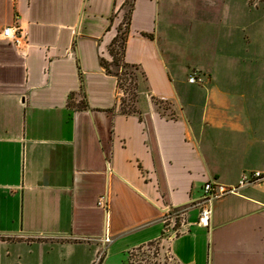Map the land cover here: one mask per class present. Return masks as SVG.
<instances>
[{"label":"crops","instance_id":"crops-1","mask_svg":"<svg viewBox=\"0 0 264 264\" xmlns=\"http://www.w3.org/2000/svg\"><path fill=\"white\" fill-rule=\"evenodd\" d=\"M128 1L0 0V33L26 34L0 38V264L150 242L170 264H264V187L216 201L208 227L194 206L209 180L264 172V0ZM126 12L123 56L148 83L129 116L101 64Z\"/></svg>","mask_w":264,"mask_h":264},{"label":"rangeland","instance_id":"rangeland-1","mask_svg":"<svg viewBox=\"0 0 264 264\" xmlns=\"http://www.w3.org/2000/svg\"><path fill=\"white\" fill-rule=\"evenodd\" d=\"M128 11V8H127ZM127 12L125 13V15ZM126 18L120 22L118 26V33H119V39L118 43L115 46V59L112 58L105 62L108 65L109 71L113 74H116L118 77V93H119V108L124 107L127 109H135L136 114H140V110L137 107L138 104H140V98L142 95H144L147 92L148 83L144 80L143 77L135 70V69H129L124 68V64L122 62V54L123 49L121 47L122 41L121 38H123V34L126 27ZM110 51V49H109ZM111 54V53H110ZM201 64V66H210L213 67L216 64H206V63H196ZM204 70H201L203 72ZM196 69H190L188 72H186L187 76L190 77H196L197 79H201V82H198L196 85H199L200 87L207 86L205 84V78H203L202 74L206 75V73H201ZM156 106L159 107V109L171 116L174 117L175 113L172 111V107L170 106L171 103L165 102L161 100H155ZM125 104V106H124ZM171 108V109H170ZM177 220V219H176ZM162 248L159 244H155L154 246L147 247L146 249L142 251H131L132 255H129V251L125 253H115L112 255L109 262L106 261V264H170L172 261L170 260V257L168 253L163 254ZM104 259V257H103ZM102 264V263H101Z\"/></svg>","mask_w":264,"mask_h":264},{"label":"built area","instance_id":"built-area-1","mask_svg":"<svg viewBox=\"0 0 264 264\" xmlns=\"http://www.w3.org/2000/svg\"><path fill=\"white\" fill-rule=\"evenodd\" d=\"M25 33L20 28V26L15 23L12 26H6L0 33V38L10 41L11 44L20 47L25 42ZM190 84H197L201 82V79H197L196 77H190L188 79ZM247 186H260L264 187V172L262 171H255V172H244L240 176L238 180L237 186L235 185H225L220 183L217 180H209L205 183L204 187L202 188L203 195L200 197L194 206L198 207L199 209V219L198 223L201 226L208 227L210 225V220H212L213 216V208L216 201H220L221 199L237 194L241 188ZM107 198L106 196H101L98 200V206L106 209L107 205ZM166 212L172 213V210H166ZM175 218H179L181 215L178 210L175 211L174 215ZM172 215L170 218L173 217ZM104 257V252L101 251L96 259L95 264H101V260Z\"/></svg>","mask_w":264,"mask_h":264},{"label":"trees","instance_id":"trees-1","mask_svg":"<svg viewBox=\"0 0 264 264\" xmlns=\"http://www.w3.org/2000/svg\"><path fill=\"white\" fill-rule=\"evenodd\" d=\"M130 5H131V0H129L127 2V5L126 6L129 7ZM125 18H126L127 22L125 24L126 27H125V31H124V34H123V38H121V41H122L121 47L123 49V54H125V40L127 38V31H128V26H129V22H130V13H128L125 16ZM119 38L120 37H119V33H118L117 37L113 39V41H112V43L110 45V53H111L110 55L112 56L113 59L116 58L115 57V55H116L115 46L117 45ZM123 54H122V58L121 59H122V62L124 64V68L135 69L141 75V77H143V73H141L140 67L138 65H131V64L126 63ZM105 61L106 60L102 58V60H101L102 66L104 67V69H105V71L107 72L108 75H112V76H115L116 77V79H117V85L119 87L117 75L116 74H113V73H111L109 71L108 65L106 63L107 61L106 62ZM118 87H117V89H118ZM80 104L82 105L83 104V101H81ZM124 106H125V104H124ZM120 111L123 113V115H126V116H129V115H132V114H136V110L135 109L130 110V109L121 107L120 108ZM155 244H159L160 245L159 242H153V243L150 242L149 244L144 245V246H141L138 249H136V250L134 249V250L135 251H142V250L146 249L147 247L154 246ZM134 250H131V251H134ZM131 251L129 252V255H132V252ZM101 263H103V259L101 260Z\"/></svg>","mask_w":264,"mask_h":264}]
</instances>
